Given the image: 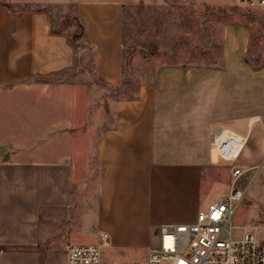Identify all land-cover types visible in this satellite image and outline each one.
Masks as SVG:
<instances>
[{
  "label": "crops",
  "instance_id": "1",
  "mask_svg": "<svg viewBox=\"0 0 264 264\" xmlns=\"http://www.w3.org/2000/svg\"><path fill=\"white\" fill-rule=\"evenodd\" d=\"M159 1L0 0V264H65L68 245L102 232L141 262L160 227L192 224L233 189L264 184V64L250 58L244 19L222 24L216 63L158 65L125 81V12ZM54 9L83 26L78 43L54 28ZM84 52L117 95L76 76L46 81L73 73ZM221 132L246 139L233 162L212 143ZM82 154L95 156L93 185Z\"/></svg>",
  "mask_w": 264,
  "mask_h": 264
},
{
  "label": "rangeland",
  "instance_id": "2",
  "mask_svg": "<svg viewBox=\"0 0 264 264\" xmlns=\"http://www.w3.org/2000/svg\"><path fill=\"white\" fill-rule=\"evenodd\" d=\"M222 1L230 6H201L194 0H163L155 6L128 9L123 28L125 81L135 84L139 77L152 78L158 65L216 63L221 50V26L235 18H242L251 25L254 50L250 58L264 64V8L246 7L237 0ZM53 19L56 30L68 32L75 43L79 42L81 24L71 10L54 9ZM73 76L82 83H94L98 95H117L115 89L106 87L93 75L88 52L81 54L78 68L73 73L46 81L54 83L63 79L70 80ZM134 84L131 89L122 90L120 95H132ZM82 142L84 146L90 144L87 138ZM81 160L91 165L90 184L93 185L95 156L82 154ZM83 172L87 177V171ZM80 178L82 186L83 177ZM87 196L85 194L84 198ZM229 227L233 238L238 239L248 232L264 245V184L259 179L253 180L245 190L244 198L236 208ZM91 243L88 237H84L78 244ZM102 252L108 261H139V254L132 251L117 253L106 245Z\"/></svg>",
  "mask_w": 264,
  "mask_h": 264
},
{
  "label": "built area",
  "instance_id": "3",
  "mask_svg": "<svg viewBox=\"0 0 264 264\" xmlns=\"http://www.w3.org/2000/svg\"><path fill=\"white\" fill-rule=\"evenodd\" d=\"M251 8H264V0H237ZM246 139L230 132H221L212 138L220 158L233 162L239 156ZM234 169L232 176L238 178ZM245 191L233 189L200 210L196 220L188 225H164L159 229V244L148 250L144 261H108L103 248L109 242L107 233H99L97 242L68 245L65 264H264V245L253 234L245 232L232 237L230 221L244 198Z\"/></svg>",
  "mask_w": 264,
  "mask_h": 264
},
{
  "label": "trees",
  "instance_id": "4",
  "mask_svg": "<svg viewBox=\"0 0 264 264\" xmlns=\"http://www.w3.org/2000/svg\"><path fill=\"white\" fill-rule=\"evenodd\" d=\"M82 34H83V26L81 25V37H80V39H79V40H81V39H82Z\"/></svg>",
  "mask_w": 264,
  "mask_h": 264
}]
</instances>
